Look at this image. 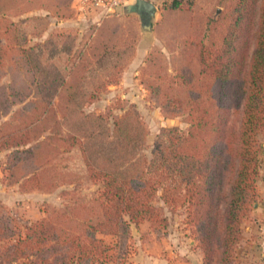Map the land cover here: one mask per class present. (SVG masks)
I'll return each mask as SVG.
<instances>
[{
    "label": "trees",
    "instance_id": "16d2710c",
    "mask_svg": "<svg viewBox=\"0 0 264 264\" xmlns=\"http://www.w3.org/2000/svg\"><path fill=\"white\" fill-rule=\"evenodd\" d=\"M183 2L165 0L161 9L179 10ZM226 2L214 7L213 13L222 9L216 19L206 16L204 30L188 37L185 68L173 75L160 71L148 82L151 96L161 102L166 114L184 116L188 127L162 128L150 160L136 163L129 156L134 131L142 126L136 123L139 116L135 112L132 117L128 113L116 119L112 131L115 143L105 154L107 168L91 162V152L96 157L101 153L85 142L90 136L86 127L79 126L78 133H62V122L54 115V101L48 98L51 93L60 96L61 88L73 84L69 79L75 66L60 77L51 59L45 61L34 48L26 47L19 23L9 22L2 29L8 42L6 49L11 52L7 60L20 74L10 75L11 84L0 98V117L10 106L23 104L33 94L29 103L0 125V152L13 150L7 171L27 168L24 183L49 192L56 188L52 182L59 173L67 169L65 158L74 153L82 161L88 180L100 183L101 191L92 202L79 204L75 199L59 210L46 211L45 217L23 227L15 224L0 202V264L120 262L126 253L131 225H166V217L154 206L159 191L169 212L180 201L184 205L203 264H233L242 222L256 199L255 182L260 171L264 0H260L255 44L243 74L237 45L255 3ZM127 9L124 12L135 11L143 23L149 22L146 10L133 5ZM3 59L0 47V65ZM96 97L91 94L89 100ZM232 112L240 113L237 131L228 127ZM117 162L123 163L122 169ZM46 180H50L49 186ZM106 237H113L114 243H106Z\"/></svg>",
    "mask_w": 264,
    "mask_h": 264
},
{
    "label": "rangeland",
    "instance_id": "374dc122",
    "mask_svg": "<svg viewBox=\"0 0 264 264\" xmlns=\"http://www.w3.org/2000/svg\"><path fill=\"white\" fill-rule=\"evenodd\" d=\"M218 1L185 0L182 7L174 11L162 10L161 3L148 23H143L140 15L131 10H123L117 17L94 23L91 21L93 14L75 13L72 1L68 0H0V47L4 51L0 65V98L11 84L10 75L19 73L7 60L11 52L6 49L8 42L2 29L9 22L19 23L26 47L34 48L43 60L51 59L53 70L60 77L75 66L69 79L73 84L61 88L60 96L48 95L54 101L56 119L62 122V133H78L79 126L86 127L90 136L85 142L101 153L96 157L91 152V162L107 168L105 154L115 143L116 134L112 131L116 119L126 117L128 113L132 117L136 112L139 116L136 123H142V126L134 131L135 142L131 143L129 157L136 163L149 161L162 128L186 129L188 124L184 116L166 114L161 102L151 96L148 82L160 71L173 75L185 68V43L188 37L204 30L206 16L217 18L222 9L219 7L213 13L214 7L227 3L226 0ZM254 3L250 18L243 23L237 45L236 55L241 57L239 69L242 74L248 70L255 44L260 0H254ZM30 89L34 90L33 86ZM91 94L97 95L93 101L89 100ZM32 95L23 104L10 106L0 117V125L29 103ZM231 107L234 108V104ZM239 121V112L229 113V128L237 131ZM259 141L262 153L255 182L257 195L248 217L242 222L233 264H264V134L259 136ZM12 151L0 152V202L20 227L35 223L45 217L46 211L59 210L75 199L79 204L92 202L101 191L100 183L88 180L82 161L77 160L74 153L65 158L67 169L52 182L56 188L49 192L36 189L34 184L24 183L23 172L27 168L7 171ZM116 165L119 170L123 167L122 162ZM44 183L49 186L50 180ZM160 195L159 191L154 206L166 217V225L149 222L131 225L125 256L115 264H203L204 257L194 241L184 205L180 201L171 213ZM104 241L112 244L114 238L106 237Z\"/></svg>",
    "mask_w": 264,
    "mask_h": 264
},
{
    "label": "built area",
    "instance_id": "2783aa9c",
    "mask_svg": "<svg viewBox=\"0 0 264 264\" xmlns=\"http://www.w3.org/2000/svg\"><path fill=\"white\" fill-rule=\"evenodd\" d=\"M79 11L97 16V20L117 17L130 2L147 0H74Z\"/></svg>",
    "mask_w": 264,
    "mask_h": 264
},
{
    "label": "crops",
    "instance_id": "0c3cea01",
    "mask_svg": "<svg viewBox=\"0 0 264 264\" xmlns=\"http://www.w3.org/2000/svg\"><path fill=\"white\" fill-rule=\"evenodd\" d=\"M149 1L153 6L154 8L156 9V6L157 5H160L161 3H163L165 0H147ZM135 2H130L128 5H126V7L124 8L127 9L129 8L130 6L134 5ZM71 7L73 8V10H75L74 12L78 14V12L80 13V15H82V13L79 11L78 7H77V4L76 2L73 0L72 3H71ZM135 9V8H134ZM128 10V9H127ZM155 14V13H154ZM94 17L91 19L92 22H96L97 21V16L96 15H93ZM151 18V16H150Z\"/></svg>",
    "mask_w": 264,
    "mask_h": 264
},
{
    "label": "water",
    "instance_id": "95a60500",
    "mask_svg": "<svg viewBox=\"0 0 264 264\" xmlns=\"http://www.w3.org/2000/svg\"><path fill=\"white\" fill-rule=\"evenodd\" d=\"M133 7L142 8L149 13V16H154L155 8L149 1H137Z\"/></svg>",
    "mask_w": 264,
    "mask_h": 264
}]
</instances>
